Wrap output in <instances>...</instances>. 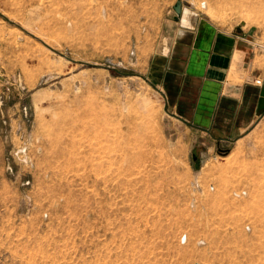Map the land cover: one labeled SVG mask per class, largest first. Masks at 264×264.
Returning a JSON list of instances; mask_svg holds the SVG:
<instances>
[{
	"label": "rangeland",
	"instance_id": "rangeland-1",
	"mask_svg": "<svg viewBox=\"0 0 264 264\" xmlns=\"http://www.w3.org/2000/svg\"><path fill=\"white\" fill-rule=\"evenodd\" d=\"M199 16L264 55V0H0V264H264V117L212 139L161 90Z\"/></svg>",
	"mask_w": 264,
	"mask_h": 264
},
{
	"label": "crops",
	"instance_id": "crops-1",
	"mask_svg": "<svg viewBox=\"0 0 264 264\" xmlns=\"http://www.w3.org/2000/svg\"><path fill=\"white\" fill-rule=\"evenodd\" d=\"M158 58L170 113L212 139H236L264 117V55L244 34L203 17L176 22Z\"/></svg>",
	"mask_w": 264,
	"mask_h": 264
},
{
	"label": "water",
	"instance_id": "water-1",
	"mask_svg": "<svg viewBox=\"0 0 264 264\" xmlns=\"http://www.w3.org/2000/svg\"><path fill=\"white\" fill-rule=\"evenodd\" d=\"M175 9H176V11L179 13V12H180V5H179V4L176 5Z\"/></svg>",
	"mask_w": 264,
	"mask_h": 264
},
{
	"label": "built area",
	"instance_id": "built-area-1",
	"mask_svg": "<svg viewBox=\"0 0 264 264\" xmlns=\"http://www.w3.org/2000/svg\"><path fill=\"white\" fill-rule=\"evenodd\" d=\"M133 53H134V51H133Z\"/></svg>",
	"mask_w": 264,
	"mask_h": 264
},
{
	"label": "bare ground",
	"instance_id": "bare-ground-1",
	"mask_svg": "<svg viewBox=\"0 0 264 264\" xmlns=\"http://www.w3.org/2000/svg\"><path fill=\"white\" fill-rule=\"evenodd\" d=\"M207 9V8H206Z\"/></svg>",
	"mask_w": 264,
	"mask_h": 264
}]
</instances>
